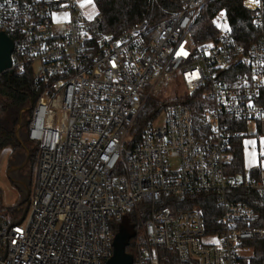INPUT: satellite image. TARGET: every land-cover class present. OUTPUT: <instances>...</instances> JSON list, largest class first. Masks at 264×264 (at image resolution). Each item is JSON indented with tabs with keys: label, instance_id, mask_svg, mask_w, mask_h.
<instances>
[{
	"label": "built area",
	"instance_id": "2783aa9c",
	"mask_svg": "<svg viewBox=\"0 0 264 264\" xmlns=\"http://www.w3.org/2000/svg\"><path fill=\"white\" fill-rule=\"evenodd\" d=\"M90 1L97 12L85 0H0V31L14 42L7 72L30 68L40 90L27 124L38 151L29 208L18 222L0 207V264H107L132 211L147 215L127 245L132 264H256L261 216L234 192L264 196V172L231 165L236 123L264 121L263 0L244 1L260 30L249 46L224 12L216 38L194 36L210 0H179L160 20L94 40ZM177 73L188 96L138 137L147 102Z\"/></svg>",
	"mask_w": 264,
	"mask_h": 264
},
{
	"label": "trees",
	"instance_id": "16d2710c",
	"mask_svg": "<svg viewBox=\"0 0 264 264\" xmlns=\"http://www.w3.org/2000/svg\"><path fill=\"white\" fill-rule=\"evenodd\" d=\"M244 1H208L192 29L194 36L203 41L216 38L219 30L216 28L214 18L220 12H224L228 17L230 34L237 43L249 46L253 42H256L260 35V30L253 22V11L245 7ZM96 5L98 14L91 26L94 40H99L105 36L115 37L145 19L152 22L160 20L180 7L179 0H96ZM39 91L38 84L30 68L20 73L15 72L11 74L5 72L0 76V154L8 147H12L15 150L22 149L14 134V127L18 123L20 110L29 107V110L26 111L28 114L26 119L27 126ZM261 102L264 103V88ZM164 104L152 98L147 102L134 127V131L138 137L144 125L150 123L159 115ZM236 126L242 135L235 139L231 171L243 173L245 172L243 138L248 128L244 121H238ZM37 159V147L33 145L29 158V163L32 167L31 178ZM253 172L254 176L260 175L259 170L254 169ZM234 193L237 196L235 200L247 202L255 211L260 213L261 218L255 225L264 227V196L254 191L245 190L235 191ZM196 203H199L198 199H193L189 205ZM24 205L25 203L20 196L12 206L7 207L6 215L8 218L15 219L22 215ZM1 206L2 203L0 202ZM137 215L135 211H132L129 217L135 229L138 228L137 224L139 220L142 223L147 219V215H143L141 218ZM254 244H256L254 262L262 264L264 263V239L255 240ZM126 249L132 251L130 245Z\"/></svg>",
	"mask_w": 264,
	"mask_h": 264
},
{
	"label": "rangeland",
	"instance_id": "374dc122",
	"mask_svg": "<svg viewBox=\"0 0 264 264\" xmlns=\"http://www.w3.org/2000/svg\"><path fill=\"white\" fill-rule=\"evenodd\" d=\"M91 7L88 8L90 13L97 12L96 7L90 1ZM54 21L61 26L67 19L65 13H55ZM188 96L186 87L183 84L181 74L177 73L168 85L161 87V89L152 94V99H155L161 103H167L176 99H184ZM27 112L23 113L25 118V125L22 127V132L27 133L26 119ZM164 121L163 114L160 115L157 123L160 124ZM262 128H258L257 122H250L248 125V131L243 138L244 150H245V172L249 173V169L257 168L264 172V121H262ZM29 147H33L34 142L27 140ZM34 150V149H33ZM23 149H13L8 147L0 154V202L2 204L12 206L17 199L21 196L20 192L13 186L7 177V169L10 161L14 159V156L22 152ZM32 172V167L28 162L25 169V173ZM119 222L116 224V228L119 227Z\"/></svg>",
	"mask_w": 264,
	"mask_h": 264
},
{
	"label": "water",
	"instance_id": "95a60500",
	"mask_svg": "<svg viewBox=\"0 0 264 264\" xmlns=\"http://www.w3.org/2000/svg\"><path fill=\"white\" fill-rule=\"evenodd\" d=\"M14 42L5 32L0 31V76L7 72L12 65V53ZM9 73H13L11 70ZM29 107L23 108L19 112L18 123L14 127V134L21 144L23 152L17 153L14 160H11L7 169L9 181L20 192L22 201L25 203L23 213L18 222L22 221L28 211L31 193V174L20 172L28 164L32 148L28 145L27 133L22 132L25 125L23 113L28 111ZM136 234L135 226L130 223L128 217H124L118 227V232L114 240V255L108 260L107 264H132L133 256L126 252V247L131 238Z\"/></svg>",
	"mask_w": 264,
	"mask_h": 264
},
{
	"label": "snow or ice",
	"instance_id": "6c2138e0",
	"mask_svg": "<svg viewBox=\"0 0 264 264\" xmlns=\"http://www.w3.org/2000/svg\"><path fill=\"white\" fill-rule=\"evenodd\" d=\"M85 2H90V0H85ZM254 2L258 3L259 0H254ZM53 15L55 16L56 14H53ZM221 15H223V12L221 13ZM64 16H65V18H67L68 14L65 13ZM180 54H181L180 52H177V53H176V55H180ZM183 55H184V56H187L188 53L185 51V52H183ZM196 75H197V74L194 73V76H196Z\"/></svg>",
	"mask_w": 264,
	"mask_h": 264
},
{
	"label": "flooded vegetation",
	"instance_id": "af4514ba",
	"mask_svg": "<svg viewBox=\"0 0 264 264\" xmlns=\"http://www.w3.org/2000/svg\"><path fill=\"white\" fill-rule=\"evenodd\" d=\"M23 152V151H22ZM22 152H19V153H22ZM15 159V158H14ZM13 159V160H14ZM11 162V161H10ZM29 162V161H28ZM26 167H27V165L24 167V169H21V171L20 172H22V173H25V169H26Z\"/></svg>",
	"mask_w": 264,
	"mask_h": 264
}]
</instances>
